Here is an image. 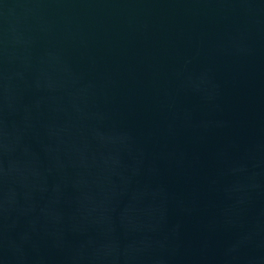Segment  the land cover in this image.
Returning a JSON list of instances; mask_svg holds the SVG:
<instances>
[{"label": "water", "instance_id": "1", "mask_svg": "<svg viewBox=\"0 0 264 264\" xmlns=\"http://www.w3.org/2000/svg\"><path fill=\"white\" fill-rule=\"evenodd\" d=\"M0 264H264V0H0Z\"/></svg>", "mask_w": 264, "mask_h": 264}]
</instances>
